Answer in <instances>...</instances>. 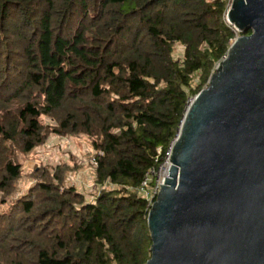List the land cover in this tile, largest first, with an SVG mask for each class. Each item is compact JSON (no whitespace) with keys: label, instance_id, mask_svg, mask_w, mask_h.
Masks as SVG:
<instances>
[{"label":"trees","instance_id":"trees-1","mask_svg":"<svg viewBox=\"0 0 264 264\" xmlns=\"http://www.w3.org/2000/svg\"><path fill=\"white\" fill-rule=\"evenodd\" d=\"M229 5L0 0V264L147 262L153 202L136 188L241 35ZM50 137L87 140L92 196L67 162L23 171Z\"/></svg>","mask_w":264,"mask_h":264},{"label":"water","instance_id":"water-1","mask_svg":"<svg viewBox=\"0 0 264 264\" xmlns=\"http://www.w3.org/2000/svg\"><path fill=\"white\" fill-rule=\"evenodd\" d=\"M225 19L241 35L185 110L145 264H264V0Z\"/></svg>","mask_w":264,"mask_h":264},{"label":"rangeland","instance_id":"rangeland-1","mask_svg":"<svg viewBox=\"0 0 264 264\" xmlns=\"http://www.w3.org/2000/svg\"><path fill=\"white\" fill-rule=\"evenodd\" d=\"M228 1L231 3L232 0ZM235 33L237 32L235 31ZM92 157L93 152L86 139L50 137L46 144L37 148L27 157L22 158L20 163L23 165V171L28 173L34 167L56 166L67 162L74 169L68 174L66 182L76 184L89 198L99 189L92 184L90 175L92 169L89 161ZM78 163L80 165L77 166ZM29 183H31L30 179H24L21 185L26 186Z\"/></svg>","mask_w":264,"mask_h":264},{"label":"built area","instance_id":"built-area-1","mask_svg":"<svg viewBox=\"0 0 264 264\" xmlns=\"http://www.w3.org/2000/svg\"><path fill=\"white\" fill-rule=\"evenodd\" d=\"M174 141L175 139L170 143L164 153H162L161 148L157 149V155L155 157L156 165L152 166L145 172L139 186L136 188V191L140 193L149 203L154 201L160 190V186L164 184L165 179L168 177L171 166L169 163V157ZM89 164L93 170L96 166V161L93 157L90 159Z\"/></svg>","mask_w":264,"mask_h":264}]
</instances>
